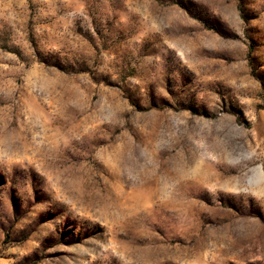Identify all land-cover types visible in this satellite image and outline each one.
<instances>
[{"label":"rangeland","instance_id":"1","mask_svg":"<svg viewBox=\"0 0 264 264\" xmlns=\"http://www.w3.org/2000/svg\"><path fill=\"white\" fill-rule=\"evenodd\" d=\"M0 264H264V0H0Z\"/></svg>","mask_w":264,"mask_h":264}]
</instances>
